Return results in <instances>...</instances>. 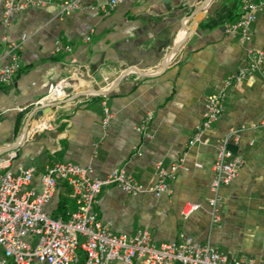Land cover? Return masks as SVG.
<instances>
[{"label": "crops", "instance_id": "0c3cea01", "mask_svg": "<svg viewBox=\"0 0 264 264\" xmlns=\"http://www.w3.org/2000/svg\"><path fill=\"white\" fill-rule=\"evenodd\" d=\"M61 1L16 13L3 25L0 0L1 64L8 61L7 46L25 36L20 69L12 82L0 85V166L13 174L32 168L23 190L38 193L43 168L53 162L78 164L97 179L122 169L144 186L156 180L158 166L179 164L167 194L128 195L104 187L95 207L98 218L115 234L147 231L155 244L184 234L215 246L230 259L261 264L262 78L252 75L229 88L219 119L189 145L202 122L205 97L246 63V48L226 31L241 16L239 0H208L201 8L207 0H127L108 15L98 10L108 0L83 1L88 7L67 15L58 11ZM56 42L69 46L70 53L55 51ZM249 46L264 54V9L256 13ZM59 81L65 82L63 97L39 118L40 125L50 128L34 132L31 119L24 138L9 150L49 86ZM102 101L111 112L106 128L101 124ZM147 116L146 129L138 132ZM232 129L239 130L235 137H229ZM225 138L243 164L219 189L217 221L212 223V164ZM69 192L60 182L43 210L65 219L74 206ZM185 203L199 205L187 218L180 214ZM25 240L33 244L35 238Z\"/></svg>", "mask_w": 264, "mask_h": 264}, {"label": "built area", "instance_id": "2783aa9c", "mask_svg": "<svg viewBox=\"0 0 264 264\" xmlns=\"http://www.w3.org/2000/svg\"><path fill=\"white\" fill-rule=\"evenodd\" d=\"M83 1L87 0H63L56 6L61 15H67L88 7ZM123 1L127 0H108L97 9L108 15ZM49 3V0H3V25H8L16 13L44 7ZM239 7L241 16L226 25V31L236 36L239 44L246 48V63L225 76L214 91L205 97L203 119L189 145L200 141L203 132L219 119L224 111L229 88L252 75H258L264 81V54L249 46L251 26L256 13L264 9V0H239ZM24 39L25 36L22 35L19 42L7 46L8 61L0 63V85L12 82L20 69L19 50ZM55 51L70 53L71 48L56 42ZM64 85V81L50 85L46 97L37 107H47L61 99ZM100 104L103 112L101 124L106 128L111 112L104 101ZM149 120L150 116L144 118L136 130L143 132ZM260 126L264 128V117ZM49 128L50 124L42 126L37 123L33 131L41 132ZM238 132L236 129L230 130L229 137H235ZM227 145V138L218 143L212 164V197L208 201L212 223L217 221L219 189L236 177L243 164V159L232 154ZM179 169L181 166L175 163L168 169L158 166L156 180L144 186L122 169L111 170L105 178L97 179L91 178L90 171L78 164L53 162L43 168L41 188L35 193L23 190L31 181L34 172L32 168L13 174L0 166V264H7L9 261L12 264H78L79 252L83 254V264H254L252 260L230 259L215 246L197 242L184 234H179L176 241L161 244H155L147 231L140 230L133 235L115 234L98 218L95 207L104 187L114 186L128 195L167 194L170 192L169 182L175 178ZM60 182L69 187L74 204L73 209L66 213L65 219L52 218L43 210ZM198 208V204L185 203L180 214L187 218ZM27 236L35 238L33 244L26 242ZM261 264H264V258Z\"/></svg>", "mask_w": 264, "mask_h": 264}, {"label": "water", "instance_id": "95a60500", "mask_svg": "<svg viewBox=\"0 0 264 264\" xmlns=\"http://www.w3.org/2000/svg\"><path fill=\"white\" fill-rule=\"evenodd\" d=\"M207 2H208V0H207V1H204L203 4L200 6V8L203 7L205 4H207ZM177 47H178L177 45L174 46V48H172L171 51L175 50ZM145 76H148V75H145ZM54 106H55V104L49 105V106H47V107H37V108H35V109L33 110L32 114H31V115L29 116V118L27 119V123H26V125H25V129H24V131H23V133H22V136L17 140V141H18L17 143H15L13 146H11V147L9 148V150L15 148V146H17L18 143L24 138V134H25V132H26V127H27L28 123L31 121V119L34 120V122H35L36 124L39 123V118L42 117V115H45V114L49 113L50 110H51ZM7 150H8V149H7ZM7 150H6V151H7ZM0 155H1V152H0Z\"/></svg>", "mask_w": 264, "mask_h": 264}, {"label": "trees", "instance_id": "16d2710c", "mask_svg": "<svg viewBox=\"0 0 264 264\" xmlns=\"http://www.w3.org/2000/svg\"><path fill=\"white\" fill-rule=\"evenodd\" d=\"M79 254H80V259H79V263L78 264H83V261H84L83 254L81 252H79Z\"/></svg>", "mask_w": 264, "mask_h": 264}]
</instances>
